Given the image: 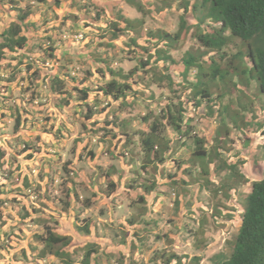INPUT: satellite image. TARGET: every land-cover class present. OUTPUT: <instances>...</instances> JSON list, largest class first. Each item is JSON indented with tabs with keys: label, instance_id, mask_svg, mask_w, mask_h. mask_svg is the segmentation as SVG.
Instances as JSON below:
<instances>
[{
	"label": "rangeland",
	"instance_id": "374dc122",
	"mask_svg": "<svg viewBox=\"0 0 264 264\" xmlns=\"http://www.w3.org/2000/svg\"><path fill=\"white\" fill-rule=\"evenodd\" d=\"M186 1L191 5L196 3L197 7L196 11H192V13L187 12L186 30L181 33L179 38L170 41L167 51L171 53H169V56L174 61L169 64L160 62L159 67H153L151 63L141 66L132 77L133 80L136 79L134 81L136 86H140L141 84L148 89V91L141 94V97L139 96L141 103L143 102L142 104L147 103L145 105L146 109L143 110L142 105H136L135 110H132L136 116V121L132 122L136 131L144 129L140 116L142 112H146L147 110L158 112L169 102L171 108L173 107L171 102L180 100L184 102L188 110H205V116L196 113L190 119L192 127L188 129L189 134L193 138L201 140V143H193L192 138L187 139V137L181 143L180 140L183 138L176 139V134H173L174 130L162 126L164 123L161 121L156 120L157 124L155 121H152L156 126V132L163 136L164 143L162 145L165 146V151L168 155L158 167L162 172L161 176H158L156 179L155 184L159 188L158 195L153 194L151 197L149 192L144 193L146 198L143 197V200L139 198L138 194L134 195L130 200L133 203L132 206H135L131 213H142L140 212V208L144 204H150L153 209L151 207L146 210L144 209L142 218L146 220L151 216H157L159 221H163L158 224V235L165 233L172 234L171 230L173 226L169 222H172L177 227L179 226V229H175L173 233L175 234L173 236L175 240L172 239L171 242H168V249H165L167 247H164V244L159 245L160 239L165 240V238L154 237L153 234L145 237L146 234L142 231L145 235L141 233L142 237L139 239L140 244L138 245L139 252H142L144 246H147L149 249L144 250L143 256L147 260H142L141 264L144 262L149 264L150 259L154 256L156 258L153 261H164L168 255L175 252L172 249L174 248V244H176L178 256L182 257L181 264H216L217 254L227 256L231 251L232 240L235 237L236 225L240 220V210L244 206V198L249 188L248 185L253 179L264 175V143L262 144V141L255 142V140L250 143L252 138L250 132L252 131H249V135H251L250 140H245L248 134V126L245 123L246 118L242 119V123L239 121L234 122L235 118L239 119L238 115L241 116L240 103L245 102L248 105L247 93H238L241 98L239 102L229 101L228 117L225 119L227 125L221 124L224 119L222 117H225L226 113L225 111H221L223 108L220 109V106L218 107V103H221L218 94L223 93L225 88L231 91L230 94H236L233 87L226 81L234 77L235 72L231 73L230 70V73L224 77L225 79L218 77L210 79L208 88L211 97L203 106L196 105L195 109H193L195 99L190 92V87L187 85L194 80L196 71L192 68L188 71L189 73L183 75L181 73L183 68L181 61L187 49L193 53L197 52L196 32L198 28L207 29L208 23L207 20L199 23L200 25L196 23V14L199 15L200 12H204V9L199 6L200 0ZM163 2L167 3L163 4ZM177 2H183V0H142L140 4L145 11L146 6H149L148 8H150L151 12L162 10L160 17L149 14V17L146 19L147 23H145L146 30H149V28L155 30L157 29L156 27L162 26L173 33L181 17V11L172 10V7L177 5ZM168 3H170V6H168ZM61 4L66 7V4H69V2L66 0L64 2L62 0H0V38L3 30L12 22H17L21 27V33L27 35L28 42L25 51L29 53L7 52L4 60L0 59L2 68H5L4 70L11 68V66L7 65L12 58L14 59V66L17 62V57L21 56L23 57V61H18L20 68H24L27 62L36 63L39 66H48L49 69H51V66L53 68L58 66L60 60L55 61L53 64L49 63V65L41 61V57L48 55L47 50L51 49L52 40L50 39L51 43H48L44 36L40 37L38 34H42L41 30L46 26L45 23H47L51 26L50 30L47 31L48 34L61 28L65 31L66 36L70 35V30L74 28V18L68 16L67 13L64 14V18H61L62 15L60 13L63 12L61 11L63 7ZM104 5L108 11L106 12L103 7L100 9L101 11H98L103 15V26H100V29L97 31H91L96 32L93 35L98 37V39L92 40L86 37L83 45L84 50L95 45V41L102 40L104 36V39L110 38V30L105 32L101 31V28H104L106 23H109L117 15V11L116 8H113L114 5L108 1ZM134 10L138 12L136 7ZM23 12L27 15H24ZM18 14H23L24 19L19 20L17 18ZM146 30H142V36L138 34L139 40L147 37L148 33ZM87 32L91 34L89 29ZM79 40L81 42L83 38L80 39L79 37ZM55 43V48H58L57 45L59 43H57V40ZM145 44H148V42H145ZM238 44L236 38H230L225 47L226 49H222L214 55L216 60H219L223 54L234 53L239 46ZM148 48L152 50V43ZM110 51L112 53L113 49H110ZM58 54L62 55L60 51H57V56ZM92 57L91 55V58L87 57L85 59L90 63L93 60ZM51 58H54V56ZM63 58L68 61L67 59H70L71 56L67 55L66 57L63 56ZM138 58L139 54H136L130 58L132 59L130 62L123 63L124 70H128V68L138 62ZM145 58L146 54L143 55L142 60L144 62ZM166 59L167 56H165ZM68 62L71 65L74 63V59L71 58ZM209 62V60H206L203 66H206ZM173 63L175 66H172ZM163 68L175 70L173 73L175 76L174 81L169 87L164 85L167 82L166 78L163 77L161 70ZM41 69L40 74L44 75L46 70L43 69L41 71ZM76 71L77 69H73V72ZM150 78H155L156 81H159V85L157 83L156 85L153 84L154 89L150 88ZM79 79H83L86 83L91 82L94 88L100 82L103 84V81L99 78L97 79L95 76L88 77L86 73L80 74ZM253 81L251 80L247 86H244V90H248L249 92ZM47 89V85H44L45 92L43 96L41 94L43 102L47 103L46 114L42 113V115H38L34 110H29L26 100L23 99L21 105L25 107L26 112L25 115L19 116L20 125H17L7 115H0V184L3 185L0 187V212L2 207L6 206V211L0 215V218H2L0 220V264H47L50 260L52 261L54 257L51 255L45 258L38 257V249L34 247H37L40 242L32 237L35 231L43 229L45 221L51 227L61 229V231L71 229V225L69 226V222H72L70 218H74L68 216V213L74 214V212H78L80 217L76 218L75 216L76 219L72 222L73 230L76 231L78 230L77 228L84 226L85 221L91 218H99L101 211L99 204L101 203H95L90 208H76L72 206L76 202L74 197L80 201V204L86 203L85 198L88 196L86 189L88 187L85 184V180L81 179L84 175L89 178L90 182H92L91 184L95 183L97 189L101 186V189L105 190V187L111 188L109 184L107 186V180L110 176L118 177L119 175L120 178L122 176L120 173L123 171L130 174H134L133 170L135 169L137 170L136 173L142 171L138 158L131 161L132 168L130 169L122 166L123 161L121 159L123 158L126 161V158L130 157L128 149L130 150L136 146L138 138L134 143L128 144L127 149L124 148V145H120L116 152H112V156L116 157L113 159L118 164L114 171L106 174L102 169L97 168L96 162H92V158L96 154L95 151L100 148L102 151L106 150L105 152L108 153L111 150V144L115 142L117 145L120 142L119 140L115 141L112 139L111 132L106 129L98 131L97 134L84 131L87 135H90L87 141V149L84 151L75 141L79 140L80 143H84L83 140L86 136V134H81L82 132L78 125L72 126L71 130L64 128L63 135L57 134L56 109L51 100L48 102L49 95L47 94ZM18 90L19 86L12 87L10 92L8 89L0 88V106L12 103V98L18 95ZM96 94H98L97 90H90L88 99L95 101ZM150 94L151 97H149V100H146V97ZM98 97H101V95ZM226 100V98L223 99V104H225ZM35 102H37L36 99L33 101V104ZM257 103L260 104L259 101ZM223 104L221 103V106ZM210 110H220L221 113L219 115L210 114ZM172 111L175 112L176 110ZM52 115L53 118H51ZM68 115V113L61 112L58 116L64 119ZM221 115L222 117H220ZM23 116L26 117L23 118ZM45 116L51 119H46ZM40 117L41 120L39 119ZM45 121L48 127L47 135L43 133L37 136V133L41 130V123ZM101 123H103V120H101ZM16 126L17 128H15ZM216 130L217 132L220 131L222 135H216ZM52 135L58 139V143L50 139ZM214 135L217 139L222 136L224 141H217ZM167 138H173L170 145L166 142ZM200 145L209 153L202 160H195L192 157V152ZM24 149L28 151H24ZM89 150L92 152L91 155L88 153ZM97 157L100 158L98 160L99 163L104 161L106 165L107 159L101 161V159L106 158L101 151L98 152ZM64 165L68 172L64 171ZM146 170L148 171V168ZM213 171L217 175L211 177ZM46 172L49 173V179L46 178ZM135 179L137 181L134 182L139 185L140 177L136 175ZM67 180L70 181V184ZM150 180L151 178L147 179V181ZM24 182H29V188L25 187ZM38 187L48 192L46 206L43 205L40 198L36 197L35 190ZM67 190H69V195L67 194L66 198ZM139 191L141 192V190ZM72 194L74 195L70 202L72 205H67L63 200H68ZM106 198L105 196L103 197L104 200ZM147 199H150V202L144 201ZM117 200H121V198ZM21 206L29 207L32 218L41 215L46 219L38 223L28 221L22 224L19 219ZM39 207L41 209L37 213L34 208ZM4 216H6V221L3 223ZM9 225H13L14 229L8 230ZM140 228L143 230L142 227ZM157 247L160 249H157ZM75 248L71 247L72 250ZM79 250L81 253L83 252V249ZM81 253H79V256ZM79 256L74 257L75 260H78ZM127 261L133 264L132 259L127 258ZM169 263L176 264L173 260H169ZM150 264L153 263L150 262Z\"/></svg>",
	"mask_w": 264,
	"mask_h": 264
},
{
	"label": "trees",
	"instance_id": "16d2710c",
	"mask_svg": "<svg viewBox=\"0 0 264 264\" xmlns=\"http://www.w3.org/2000/svg\"><path fill=\"white\" fill-rule=\"evenodd\" d=\"M91 1L92 3H96V0H88L87 3ZM127 1L137 8L139 15H135V18L123 16L121 14L114 17L115 19L112 22L110 20L111 23H106V26L101 28V31L105 32L110 30V39H104V36L102 40L97 42L95 41V45H93L87 53L83 49L84 39L87 37L88 39L93 40L98 39V37L93 35L96 32L88 34V32L83 33V30L78 29V31L83 33V40H81V42H83L82 44L80 41L77 42L70 39L72 38V35L69 37L64 35L63 38L58 36V48L50 46L51 49L47 50L48 55H46L45 58H42V61H45V59L47 61L49 57L54 56L53 61L60 60V62H58V66H55L54 68L51 67V69H49V67L39 66L36 63L32 64L30 62H27L24 68H20L18 61H23L22 56L17 57V62L14 66V59L12 58V62L9 61L7 65L11 66V68H6V70H4L5 68H2V63L0 62V88L8 89L10 92L12 87L19 86L18 95L16 97L12 96L13 102H10V104H7L6 106H0V115H7L12 118L17 125H20L19 116L25 115L26 112L25 107L21 105V101L23 99L26 100V103L28 104L27 108L29 110H34L38 115H42V113L46 114L47 103L43 102L41 94L42 96L44 95V85H47V94L49 95L48 102L51 100L56 109L55 120L58 122L56 127L57 134L63 135L64 128L71 130L70 128L74 125H78V127H80L82 135L86 134L84 131L91 134H97L98 131H104L106 129L112 133V139L123 142L122 144L124 146L132 143L135 136H140L141 146L146 152V156L141 157L140 163V168L143 173L140 177L139 186H136V188L133 184L129 186L133 192L141 190V192L153 191L154 193L159 190L155 184L157 181L156 179L159 175L161 176L162 172L157 165H153L149 162L153 161L157 152H159V149H156L159 147L164 149V146L157 140V135L155 134L156 129L153 123H151V125L149 124L148 131H133L132 129L129 130L131 118L125 119L122 117L125 113H132L131 110H135L134 108L136 105H142L143 110L146 109L145 105H147V103L142 104L143 102L141 103L140 97L141 94L148 91V89L144 85L140 84V86H136L134 84V81H136V79L133 80L132 78L135 75L134 70L123 72L124 70L122 67H114L113 65L116 60L113 58L108 61H102L107 55L108 46L114 47L112 44L117 41L120 29V32H127L131 34L139 26V23L141 24L143 22V19L140 17L145 16L148 12L143 9L140 4V0ZM87 3L84 5L86 8L88 5ZM74 6V2H71L69 7L63 8L64 12L60 13L62 15L61 18H64V14L68 13L75 17V25H81V17L83 16V13L79 10L71 11ZM199 6L204 9V12H200L199 15L196 14V23L199 24L204 19H209L211 22L218 23L219 27L213 29L212 32L199 30L197 40L199 41L200 48H198L196 53L190 52L189 50L185 52L181 61L184 68L182 74H184V71L187 73L190 67H195L200 72L203 61L208 59L210 62L206 64L208 66L207 74L215 77V75L219 72L221 77H225L230 73V70L231 73H233L239 69V63L242 58H247L252 63L251 66L239 69L238 73L243 74L247 72L248 76L246 78H254L257 81L258 90L264 95V0H201ZM196 7V3L191 5L186 0L178 2L177 4V9L181 8L183 13H186V15L187 12L192 13V11H196ZM87 11L89 12V19L85 20V27H87L90 31L99 30L100 26H103L104 23V18L102 17L103 15L97 13L98 10L94 8L93 4H91ZM92 11L97 12L92 15ZM23 14L27 15L24 12ZM23 14H18L17 18L19 20H23ZM184 25L180 19V24L175 34H171L165 30H157L155 32L150 30L146 40L141 42L140 45H137L135 39L132 38L129 40L127 45L132 48L134 55L139 54L138 61L141 62L142 65H146L149 61L153 67H159V61L161 59L165 60V56H167L165 62L171 60L166 48L168 47L169 41L179 36V33L183 30ZM208 26H210V24H208ZM226 30H228L231 36L237 38L239 49L231 54H223L219 60H216V58L211 56L204 58L210 51H217L227 43L230 36L225 33ZM62 32L64 34L65 31L62 30ZM151 39L155 40L152 42ZM54 41L55 40H53L52 44L55 43ZM27 42V35L25 33H21V27L17 22H12L1 33L0 59L4 60V56L7 52L16 51L19 54L25 52L29 54L25 51ZM145 42H148V44H145ZM151 43L152 50L148 48L151 46ZM57 51H60L62 54H58L60 58H57ZM145 54L146 62H143L142 59ZM67 55H70L71 58L74 59L73 64L69 65L68 61H70L71 58L67 59L68 61L63 58V56L66 57ZM91 55L93 56V60L88 63L85 58H91ZM41 67L43 68L41 69ZM40 69L41 71H43V69L46 70V73L41 75ZM73 69H77V71L73 72ZM161 70L163 77H165L167 81V79H169V71L166 70V68ZM78 73H86L88 77L95 76L97 79L99 78L103 81V84L100 82L98 83V86L94 88L91 82L86 83L83 79H79L80 74L78 75ZM4 75H6V77H4ZM242 77L244 76L238 75L239 79ZM150 81L151 89H154L153 84L156 85L157 83L159 85V81H156L155 78H150ZM94 89L97 90L98 93L95 95V101L88 99L90 90ZM201 93V88L199 87L194 92V95ZM99 95H101V97H98ZM149 97H151V94L146 98L149 99ZM35 99L37 102L33 104ZM171 103L173 105L172 108L170 106V102L161 108L162 121L170 124V127H172V130L175 131L177 138H192L193 143H201V140L197 138L195 139L189 134V128L185 127L183 124V117L188 115V109L184 102L178 100ZM172 110L176 111L174 112ZM61 112L68 113L69 115L64 119H61V117L58 116ZM25 117L26 116H23V118ZM133 117L136 118L135 115ZM45 118L47 119L48 116H45ZM51 118H53V115ZM101 120H103V123H101ZM21 122L23 123V121ZM40 127L41 130L38 133H40V135L43 133L47 134V122L45 121L44 124L41 123ZM15 128H17V126ZM89 136L90 135L86 134L83 140L84 143H80L79 140H75L83 151L87 149L86 147ZM50 139L58 143V139L54 135H52ZM181 143H183V141H181ZM115 146V142L114 144H111V153L113 151L116 152V150H114ZM24 151L28 150L24 149ZM99 151L102 152V149L100 148L95 151V155H97ZM151 151H153L154 154H152ZM88 153L91 155V150H89ZM135 154H138V152H135ZM192 156L195 160H202L208 156V152L207 150L202 149V146L200 145L193 151ZM158 159L162 160V156ZM147 168L148 171L146 170ZM63 169L66 171L65 165L63 166ZM66 172H68V170ZM45 175L47 179L50 178L48 172H46ZM146 178H151V180L147 181ZM67 182L69 183L70 181L67 180ZM148 182L149 184H147ZM24 184L25 187L29 188V182H24ZM111 185H114V183L109 184V186ZM1 186L3 185L0 184V187ZM44 190L45 189L38 187V189L35 190V193L36 197L40 198L43 205L46 206L48 192ZM68 193L69 190H67L66 198ZM115 196L116 195H113L112 193L109 196V199H113ZM140 197L143 198L145 195L141 193ZM63 201L67 205H72L67 199H64ZM85 201V204H78L75 202L73 206L78 208L92 206L90 198H86ZM144 201L149 202V200ZM34 209L38 213L41 207ZM4 211H6V206L2 207L0 215L3 214ZM30 212L29 207L21 206L19 219L22 224L27 223L28 221L38 223L39 221L46 219L41 215H37L35 218H32ZM68 216L74 218H70L73 222L76 218L80 217V214H78V212H74V214L68 213ZM138 216L140 221L134 218H131L129 221L134 223L140 222L143 229L142 231L146 234L145 235L143 233L145 237L152 234L154 237H157L158 234L156 233H158V224L163 221H159L157 216H151L146 220L141 217L142 214L137 215V217ZM0 220H2V218H0ZM4 221H6V216L3 217V223ZM169 223L173 226V229L171 230L172 234H164L163 236L165 239L169 238L170 235L173 237L175 235L173 234L175 229H179V226L177 227L173 225L172 222ZM12 229H14L13 225H9L8 230ZM81 229L84 234H90L91 230L97 229V227H95V225H88L87 222L81 227ZM5 233L8 234L7 231H5ZM98 236H100L99 232ZM32 237L40 242L37 247H34L38 249V257L45 258L48 255L54 257V259L52 261L50 260L47 264H101L100 260L102 258L106 264H113L105 251V248L110 246L111 243L103 242L102 238H100L102 241L97 244L96 242H90L87 238L80 237L78 240H75V243L73 244L71 243L72 238L69 235L60 234L54 231L47 221H45L43 229L35 231L32 234ZM78 237L79 236H76L75 238ZM71 247L76 248L72 250ZM79 249H83V252L81 253ZM134 249L135 244L132 246V250ZM157 249L160 248L157 247ZM79 253H81L80 256ZM78 256V260H75ZM171 256H174V254H171ZM155 258L156 256L152 257L150 262L153 264H165L170 260V255H168L162 262L158 260L153 261ZM134 259L139 261L140 264L142 260H147V258L143 255L137 254L134 255ZM114 260L118 261L119 258H115ZM143 264H146V262ZM217 264H264V177L252 182L251 190L245 198L242 219L236 239L233 243L232 252L226 260L218 262Z\"/></svg>",
	"mask_w": 264,
	"mask_h": 264
},
{
	"label": "clouds",
	"instance_id": "9594fccd",
	"mask_svg": "<svg viewBox=\"0 0 264 264\" xmlns=\"http://www.w3.org/2000/svg\"><path fill=\"white\" fill-rule=\"evenodd\" d=\"M66 1L69 2V4H66V7H69V5L71 4V2H74L75 6L72 7L71 11L79 10V11H81L83 13V16L81 17L82 18L81 19V22H82L81 25H75V23H76L75 17L67 13L68 16L74 18V22H73L74 28L72 30H70V35L69 36L72 35V38H70V39H72L73 41H77V42L80 41L79 40V37H80V39H82L83 38V33L88 31V28L85 27V20L89 19V16H88L89 12L87 11V9L90 8L91 4H93L94 8L96 10H98V11L103 7L104 10L107 12L108 10H107V8L105 7L104 4L108 1L109 3H111V4L114 5V7H113L114 9L116 8L117 15L114 16V17H117L118 15L121 14L123 16H127V17H130V18H135L136 17L135 15H139L138 12H135V10H134L135 7L133 5H131L127 0H107V1H105V0H96V3H92V1L89 2V3H87L88 0H66ZM140 1H142V0H140ZM62 2H64V0H62ZM86 3L88 4L87 5V8L84 7V5ZM128 3H129L130 6L128 5ZM166 3L167 2H163V4H166ZM200 3H201V0L199 2V5H200ZM177 4H178V2H177ZM168 6H170V3H168ZM148 7L149 6H146V10L148 11L147 14L145 16H143V17H140V18L143 19V22L141 24L139 23V26L131 34H129L127 32H120L121 31V29H120V31L118 33L117 41H115L112 44V46H114V47H109L108 46L107 55L102 60L103 62L104 61H108V60H110V59L113 58L114 60H116L114 62V65L113 66L114 67L115 66H120V67L123 68V63H125V62L128 63V62H130L132 60L130 58L134 54H133L132 48L127 45L129 43V40L131 38L132 39H135V42L137 43V45H140L141 42H139V41H144V39H146L147 37H145V38L140 37V38H143V39H140L139 40L138 39V34H141V36H142V34H143L142 33V30H146L147 29L145 27V23H147L146 22V19L149 17V14H153V15H156V16L160 17V15L162 13V10H159L158 12H151L150 8H148ZM63 8H65V6H63L62 9ZM172 8H173L172 10H174V11L175 10L181 11V14H180L181 17H180V19H181V22H183V25L185 24L183 30H181V32L179 33V36L172 39V40H174L176 38H179L180 35H181V33L186 30V28H187V22H186V14L183 13V11L181 10V8L180 9H177V5H175ZM62 9H61V11L64 12V10H62ZM128 10H129V12H127ZM63 12H61V13H63ZM95 12H97V11H92L91 14L93 15ZM97 13H99V12H97ZM114 19L115 18H112L111 19V22ZM206 20H207V23L210 24V26H208L207 29H205V30L198 28V31L196 32L195 40L198 43V48H200L199 41L197 40V35H198L199 30L207 31V32H212L213 29L219 27V24L218 23L211 22V20H209V19H204L203 21H206ZM179 24H180V20L178 22V25H177L176 30L174 31L175 33L178 30ZM45 25L46 26H44L42 28V30H41L42 34H38V35L40 37L44 36L45 40L48 41V43H51L50 42V39L52 40V42H53V40H55V41L57 40V42H59L58 39H57V37L60 36L61 38H63L64 35H66L65 33L63 34L61 28H58L56 31L51 32L50 34H48L47 31L50 30L51 26L48 25L47 23H45ZM156 28L157 29H155V30H153L152 28H149V30H146L147 33H148V35H149L150 30H152L153 32H155L157 30H165L167 32H170L171 34H175L174 32L172 33L171 30H167L166 28H164L162 26L161 27L158 26ZM78 29L83 30V33H81L80 31H78ZM85 29H87V30H85ZM45 32H47V33L44 34ZM225 33L226 34H229L230 38H234L235 39L234 36H231L230 35V33L228 32V30H226ZM69 36H67V37H69ZM110 36H111V32H110ZM108 39H110V38H108ZM151 41L153 42L154 40L151 39ZM120 42H121V44H119ZM227 43H228V41H227ZM227 43L223 47H221L219 50H217V51H210L204 58H208V56H211V57L215 58V56H214L215 54H217L218 52H220L222 49H226L225 47L227 46ZM55 45H56V43H53L52 44V46H55ZM169 46H170V41L168 43V47ZM168 47L166 48V51H167ZM91 48H92V46H90L89 48H87V50H84V51L87 53V51L89 49H91ZM110 49H113L112 53H111ZM238 49H239V46L236 49V51ZM188 50L189 49H187L186 51H188ZM167 53L169 54L170 52L167 51ZM45 56L44 57H41V59L42 58H45ZM57 58H60L59 55L57 56ZM53 60H54V58L49 57L47 59V61H46V59H45V61H42V60L41 61L44 62L46 65H49V63H52L53 64L55 62ZM206 60H208V59H205V61ZM173 61L174 60L171 59V60H168L167 62H165V61H163V59H161L159 61V63L160 62H164L166 64H169V63H172ZM205 61H203L202 64H204ZM145 62H146V58H145ZM149 63L150 62L148 61V63L146 65H148ZM159 63H158V65H159ZM251 64L252 63L247 58H242V60L239 63V69L248 68V67L251 66ZM141 66H144V65H142L141 62L138 61L135 64H133V66H131L130 68H128V70H124V68H123V70H124L123 72L129 71V70L138 71V68L141 67ZM172 66H175V64L173 63ZM44 67H48V66H44ZM51 67H53V66H51ZM207 67H208L207 65L206 66H203L202 65V69H201L200 72L195 67H190L189 68V70L192 69V68H194L195 71H196L195 72V76H194V80L191 83H188V85H187V86L190 87V92L192 93V95H194V92L199 87L201 88V92H202L201 94H197V95H194L193 96L194 99H195L194 100V107H193V109H195L196 105L203 106L206 103V101L211 97L210 90L208 88V82H209L210 79L217 78V77L218 78L225 79L224 77H221V74L219 72H218L217 75H215V77H212L211 75L207 74ZM166 70L169 71V75H168L169 79H167V81H166L167 84H165V86L169 87L170 84L174 81V77L175 76L173 74L174 73L173 69L166 68ZM183 70H184V68H182V71ZM238 70L234 71L235 72L234 73V77H232L230 80H226L231 85V87H233V89L235 90L236 94H234V95L233 94H230L231 91L226 90V88L223 90V93L218 94L219 95L218 97H220V100H221V103L222 104L224 102L223 99H225V98L227 99L226 102H225V104H223V106H221V103H218V107L220 106V109L223 108V110H221V111L222 112L225 111V113H226V116L225 117H222V115L220 116V117L224 118L222 120V123L221 124H226V120L225 119H227V117H228L227 110L229 109V105H228L229 101L239 102V101H241V98H240V95H238V93H243V92L245 94L247 93L248 94V105H246L245 102H241L240 103V106H241L240 107L241 108V110H240L241 111V116L238 115L240 120L235 118L234 119V122L235 121H239V122L242 123V119H245L246 118L247 120H246L245 123L248 126V129H247L248 130V134H247V136L244 134L247 137L245 140H248V141L250 140V136L251 135H249V131H252V132H250L252 134V138H251L250 143L254 142V140H255V142L262 141V144H263L264 143V95L258 90V88H257V81L254 78H251V77L246 78L248 76V73L246 72V73H243V74H239L238 73ZM182 71H181V73H182ZM187 73H189V72H187ZM187 73H185V71H184V74L183 75H185ZM238 75H242L244 77H242L241 79H239L238 78ZM251 80H254V81H253V84L251 86L250 91L248 92V90H244L243 87L244 86H247L250 83ZM234 83H235V85H234ZM215 96H217V95H215ZM147 100H149V99H147ZM256 100L259 101L260 104L257 103ZM151 111L152 110H147L146 112H142L141 115H140L141 116V119L143 121V124H144L143 131H148L149 130V128H148L149 124L150 125H151V123L154 124V122H152V121H155L156 124L158 123V122H156V120L163 122L162 119H161V112H162V110H159L158 112H156V111H152L151 112ZM204 111L205 110H187L188 115L183 117V124L185 125V127L191 128L192 127V124H191L192 122H190V119L192 117H194V115L196 113H199V114H202V115L205 116ZM221 111L220 110H210V114L219 115L221 113ZM131 112L132 113H130V114H127V113L123 114L122 117H124V118L126 117L128 119L131 118L129 130L132 129L134 131V125H132V122H135L136 121V118L133 117L134 116V113H133L132 110H131ZM155 115H157V116H155ZM154 117H155V119H153ZM39 119L41 120V117ZM151 119H153V120H151ZM231 120H233V119H231ZM12 121H14V120L12 119ZM163 123L164 124H162V126L167 127L168 129L169 128L173 129L172 127H170V124H167L165 122H163ZM43 124H44V122H43ZM155 129H156V126H155ZM174 133L175 132H173V134ZM155 134L157 135V140L162 145L164 143L162 134L159 135L156 132V130H155ZM220 134H221V132L220 131L217 132V130H216V135H220ZM39 135H40V133H37V136H39ZM227 135H229V134L227 133ZM137 136H139V135H137ZM137 136H135V139L132 142V143H134L137 140V138H138V141H137L136 146H134V148H132L130 150L128 149V153H130V157L129 158H126V161H124V159L121 158L122 161H123L122 166H125V168H127V167L129 169L132 168L131 161L136 160L137 158H138V162L140 164L141 163V157L142 156H146L145 155L146 152H145V150H143V148L141 146V143H140V136L139 137H137ZM223 136H225V135H223ZM214 137L216 138L215 135H214ZM173 138H167L166 142L168 143V145L171 144V141H172ZM176 139H178V138L176 137ZM181 141H184V139H182ZM217 141L223 142L224 141V138H222V136H221L219 139H217ZM122 143L123 142L120 141L115 146V149L114 150L117 151L118 146L123 145ZM138 143H139L140 146L138 145ZM124 148L127 149V146H125ZM158 149H159V152H157L155 159L153 161H150L149 163H151L153 165H157L159 167V164H162V161H164V158L167 157L168 153L165 151V146H164V149H161L159 147L156 150H158ZM202 149H205V148H202ZM105 151L106 150H103L102 153H103V155L106 158L105 159H101V161L107 159L106 160V165H105L104 161H102V163H99L98 162V160L100 158L97 157V155H94L93 156L92 162L95 161L96 162L95 165H97V168L102 169L104 173L106 172V174H108V172L111 173L112 171L115 170V168L117 167V164L118 163L116 162L115 159H113V158H116V157L115 156H112L111 151H109L108 153L105 152ZM135 152H138V154H135ZM151 153L154 154L153 151H151ZM161 156H162V160L158 159ZM109 161H111V164H108ZM133 172H134V174H130V173H126L125 171H123V172L120 173V175H122V176H120V178H119V175H118V177L110 176L108 178V180H107V186H108V184H112V183H114V185H111V188L105 187V190L101 189V186H100L99 189H97L95 187V183L91 184L92 182H90L89 178L86 175H84L81 178L82 180H85V184L88 187V189H86L87 192H88L87 198H90L91 199L92 205H94L95 203H101V204H99V208L101 210L100 213L101 214H104V215H106V216H108L109 218L112 219L111 222L108 220V223H110V226H108V228H107L109 230V232L111 234H119L120 235V240H123V242H121L120 245L117 244V243H115V242H111V245L109 247L105 248L106 254H107L108 258L110 259V261L113 262V264H131L130 262L127 261V258L132 259L133 264H140L139 261H136L134 259V255H136V254L137 255H143L144 250L145 249H149L147 246H144V248L142 249V252H139V249H138V245L140 244L139 239L142 237L141 236L142 235L141 233H143L142 230H141V228H140L141 227V223L140 222L139 223L136 222V226H134L133 228H130V229H128L129 228V224L128 223L130 222L129 220L131 218H134L136 220H139V216L137 217V215L143 214L144 211L147 208H150V204H146L147 206L142 207L143 209L140 208L141 209L140 212H142V213H139V212L137 214L136 213H133L132 215L128 216V219H123L121 217L118 218L117 220L113 219V216L115 215V212L114 211L117 208L116 206L119 204L118 202L121 201V200H117L118 198H120L117 195L125 194V193H123V191L125 189H128L127 191L131 190L133 192V190L130 188V186L132 184H133V186L135 188H136V186H139L140 185V183L138 185L136 182H134V181H137L135 179V176L137 175L138 177H141V174L143 172L141 171L139 173H136L137 172L136 169L133 170ZM214 172L215 171H213L211 177L217 175ZM125 177L130 178V179H127L129 181L126 182V183L124 182ZM262 177H264V175ZM262 177H260V178H262ZM260 178L253 179L251 181V183L248 185L249 188H248L247 194L251 190L252 182L255 181V180H258ZM94 180H95V178H94ZM116 180H117V182H116ZM101 181H103V180H101ZM88 182H90V183H88ZM219 189H221V188H219ZM112 193H113V195H116V196L113 197V199H109V196ZM141 193H143V194L144 193H148V191L147 192H140V191L133 192V194L130 197V200H131V198H133L134 195H137V194L139 195V198L141 200H143V198L140 197V194ZM152 193H153V191L152 192H149V194L151 195V197H152ZM153 194L154 195L155 194L158 195V192H154ZM247 194H246V196H247ZM104 196L107 197L105 200L103 199ZM246 196H245V198H246ZM72 197H74L73 194L71 195L70 198H68V201L71 202L72 201ZM79 197H82V196H79ZM245 198H244V203H245ZM150 199H147V200H149V202H150ZM74 200L76 201V203L80 204V201L79 200H76L75 197H74ZM76 208H78V207H76ZM83 208H90V207H83ZM243 209H244V206L240 210L241 211L240 212V220H239V223L236 225V233H235V237L232 240L231 251H230V253L227 256H224L222 254H217L218 255L216 257L217 263L218 262H221L223 260H226L230 256V254L232 252L233 243H234V241L236 239V235H237V232H238L239 227H240ZM101 217L102 216H99V218H101ZM92 219L93 218H91L90 220L85 221V224L88 222V225H90V222H91ZM94 219H97V218H94ZM69 226L71 227V229L70 228L69 229H64L62 231H61V229L59 230L58 228H54V227H51V228H53L54 231H56V232H58L60 234L69 235L72 238L71 243H75V240H78L80 237L87 238L90 242H96L97 244H99V242H97V241H100V242L102 241L100 239V238H102L101 237L102 231H100L99 228L92 229L91 232H90V234H84L83 233V230L81 228H77L78 230H76V231L73 230L72 222H69ZM115 231H116V233H115ZM98 232L100 233V236H98ZM158 233H156V234H158ZM163 235L164 234H161V235L159 234L157 237L164 238ZM76 236H79V237L78 238H75ZM136 236H138V237H136ZM94 238H96V239H94ZM172 239L175 240L174 237H169V238H166L165 240L164 239H160V244L159 245H163L164 244V247H167L165 249H168V246H169V243L168 242H171ZM134 244H135V249L132 250V246H134ZM172 249L175 252H172V254H174V256H171V254H170V260L175 261L176 264H181L182 257L181 256H178V250L176 248V244H174V248H172ZM115 258H119V260L118 261L117 260H114ZM100 262H101V264H106V262L104 261L103 258L100 260ZM167 264H170L169 261H168Z\"/></svg>",
	"mask_w": 264,
	"mask_h": 264
},
{
	"label": "crops",
	"instance_id": "0c3cea01",
	"mask_svg": "<svg viewBox=\"0 0 264 264\" xmlns=\"http://www.w3.org/2000/svg\"><path fill=\"white\" fill-rule=\"evenodd\" d=\"M108 164H111V161H109ZM127 177H125V180H124L125 183L129 181L127 179H130V178H127ZM127 190L128 189H125L123 191V193H125V194H120L119 195V197L121 198V201L118 202L119 204L116 206L117 208L114 211L115 215L113 216V219H115V220L120 218L122 215H123L122 216L123 219H128V216L133 214V212L131 213V211H133V208L135 206H132L133 203L130 202V197L133 194V192L131 190H129V191H127ZM144 206H147V205L144 204L142 207H144ZM151 208L153 209V207H151ZM99 216H102V217L101 218H97V219L93 218L91 220V222H90V225H95V227L99 228V230L102 231L101 237H102L103 242H108V243L115 242L117 244H120L121 242H123V240H120V235L119 234H111L109 232V230L107 229L108 226H110V223H108V220L111 222L112 219L109 218L108 216L104 215V214H101V213L99 214ZM128 224H129V228L128 229L133 228L134 226H136V223H134V222H129ZM112 235H114V236L112 237ZM97 242L100 243V241H97Z\"/></svg>",
	"mask_w": 264,
	"mask_h": 264
}]
</instances>
